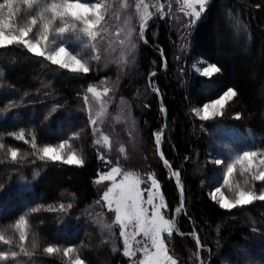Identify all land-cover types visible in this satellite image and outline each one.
<instances>
[{"label":"trees","instance_id":"16d2710c","mask_svg":"<svg viewBox=\"0 0 264 264\" xmlns=\"http://www.w3.org/2000/svg\"><path fill=\"white\" fill-rule=\"evenodd\" d=\"M228 10L247 26L243 35L230 30ZM145 39L147 43L142 41L138 47L135 64L121 78L120 93L139 121L146 162L159 182L169 214L181 201V188L171 172L180 173L184 213L176 220L180 234L174 232L170 239L166 236L170 252L178 264H201L192 255L198 237L203 264H264V201L228 211L212 200L205 185L211 168L208 131L212 123L199 120L191 111L233 88L237 96L228 102L222 116L212 120L264 135V0H211L203 19L191 31L181 59L175 57L176 35L165 20L156 18ZM197 57L221 71L211 78L194 73ZM0 67L4 70L0 75V134L6 137V147L0 150V161H4L0 163V230L42 205L41 211L30 217L31 233L26 242L32 251V242L38 241L32 257L38 264H68L62 253L44 254L42 249L48 244L77 247L86 264H128V258L120 251L113 252L99 228L83 215L98 197L93 180L105 169V162L94 149L82 94L108 72L93 68L86 75H75L16 47L0 50ZM10 101L14 105L6 111ZM57 104L58 110L49 116ZM20 129L34 131L41 146L58 144L79 132L74 147L82 148L85 165L40 161L33 155L17 164L8 162L7 146L19 148L21 155L32 152L30 144L6 136ZM161 129L164 132L157 151L154 133ZM26 139L31 138L26 135ZM161 154L171 168L165 167ZM37 170L39 174L34 176ZM61 204L64 211L44 210L58 209ZM61 228L66 231L61 233ZM6 235H15L19 242L18 234L11 230Z\"/></svg>","mask_w":264,"mask_h":264},{"label":"snow or ice","instance_id":"6c2138e0","mask_svg":"<svg viewBox=\"0 0 264 264\" xmlns=\"http://www.w3.org/2000/svg\"><path fill=\"white\" fill-rule=\"evenodd\" d=\"M174 2L179 5L177 11L189 18L188 23L184 25L186 28L194 27L203 19L209 4V0H174ZM164 9L165 4L161 0H154V2L134 0V3L133 0H0V50L21 48L32 57L42 58L43 61L61 70H67L75 75H86L93 67L98 69L102 59L101 51L96 43L98 39L115 36L116 39L109 42L108 50L115 53L119 48V55L113 62L125 66L130 62V57L132 63L136 59L134 53L138 45L134 35L146 44L145 32L150 26V21L154 18L163 19L165 15L171 13L172 3L168 4L167 13ZM121 19L123 24L117 25L113 32L112 21ZM134 21H138V32ZM226 21L230 30L236 35H243L246 32L247 26L235 18L231 10L226 12ZM183 47L181 45V48ZM3 71V67H0V75H3ZM220 71L221 69L215 64H210L203 68L202 75L211 78ZM50 74L56 75L55 72ZM150 76H155V73H151ZM106 83L107 81H101V85ZM152 90L158 91L154 86ZM111 91L112 89L106 86L101 90L99 86L90 84L83 95L84 106L88 112V124L92 127V134L95 137L93 145H100L109 151L112 147L110 138L103 133L100 125L109 115L110 102L105 97H108ZM89 94H91V100ZM236 96L237 92L233 88H228L218 99L204 103L202 107L193 108L191 111L201 121L212 120L222 116L228 102ZM93 102L98 105L95 114H93ZM13 105L14 102L10 101L5 110L9 111ZM58 108V104L53 105L49 116ZM48 118L45 117L46 120ZM235 118L239 119L240 115L237 114ZM115 119L119 122L121 117L117 116ZM163 132L164 129H161L154 133L157 151H159ZM26 135L31 139H26ZM6 136L30 144L32 149L31 153L25 151L21 155L19 148L7 146V159L12 164H17L18 161L23 162L28 155H33L40 161L59 162L76 167L85 165L82 148L74 147V142L79 140V132L57 145L44 144L43 146L37 143L34 131L26 133L24 129H20L18 132L7 133ZM5 138V134H0V150L6 147ZM244 139V144L228 149L226 158L212 160L214 165L223 166L220 172L223 175L224 186L233 193L234 198L225 195L219 186L215 187L214 191L210 189V196L221 209L228 211L246 208L257 201H264V183H261L259 188L256 184V182H264V139L261 140L260 146L255 144V138L251 135ZM118 151L124 160L128 159L124 146H120ZM98 158L105 160L103 155ZM161 159L165 167L171 168L163 154ZM105 163L112 162L107 160ZM38 174L37 170L34 176ZM171 174L176 177L177 185L181 188L180 205L172 214L167 212L165 203L155 202L157 199L162 200V197L157 195L160 185L154 173L142 176L134 169H125L118 159L114 166L108 171L98 173L93 180V183L97 185L104 181H111L100 200L95 203L99 205L103 201V206L114 213L111 224H104L103 228L111 231L114 226L119 227V237L123 239L122 255L129 258L130 264H178L177 259L170 253L165 234L168 239L174 232L180 234L176 220L184 213V199L183 188L179 181L180 173L172 172ZM117 177L120 179L117 180ZM237 177L241 178L240 181ZM149 181L150 187H141V185H147ZM145 193H147L146 198ZM217 194H219L218 199ZM71 206V204L67 205L69 208ZM42 208V205L32 208L30 212L21 214L8 228L0 230V264H6L8 261H12L13 264H38L32 259L36 249L39 248L38 241L32 242V251L28 250L26 242L31 233L30 217ZM64 209L65 206L61 204L58 209L50 207L44 210L64 211ZM9 230L18 234V243L15 235H6ZM193 235L195 236V233ZM138 236L142 239L138 240ZM196 247L197 251L192 255L203 264L199 251L203 246L198 237H196ZM42 251L48 256L62 253L68 264H86L79 255L78 248L74 246L61 247L48 244ZM116 251L118 249L113 248V252ZM20 257L28 259L20 260Z\"/></svg>","mask_w":264,"mask_h":264},{"label":"rangeland","instance_id":"374dc122","mask_svg":"<svg viewBox=\"0 0 264 264\" xmlns=\"http://www.w3.org/2000/svg\"><path fill=\"white\" fill-rule=\"evenodd\" d=\"M150 2H154V0H150ZM161 2L165 4L164 11L166 13L168 12V4L172 3V12L169 13L168 15H165V17L162 20H165L170 25V27L172 28V30L176 35L175 57L178 59L184 58L186 53L185 51L187 50L188 47L191 31L195 26L192 28L184 27V25L188 23L189 18L185 17L182 12L177 11L179 5H177L174 2V0H161ZM210 2L211 0H209V4ZM155 19L156 18L150 21V26L151 24H153ZM134 23L136 24V31L138 32V21H134ZM122 24H123V19H121L120 21H115V20L112 21V25H113L112 31L115 32V27L117 25H122ZM115 39H116L115 36H111V37L105 36L102 40L98 39V41L96 42L97 47L100 49L102 55V59L99 62L98 68L103 69L104 71L106 70L108 74L101 77L96 82L92 83L94 85L99 86L101 90L104 86L112 89V91L109 93V96L105 97V99L110 102L109 115L105 118L104 123L100 125L103 133L109 136L112 147L111 150L109 151L108 149L100 145H95V146L93 145V146L98 157L100 155H103L105 158L104 162L107 160H110L112 162L111 164L105 163V169L100 170L99 173L103 171H108L112 166L115 165L116 161L119 159L120 163L125 169H134L138 171L142 176H144L147 173H153V172L149 169V166L147 165L146 162V157L143 151L145 148L144 146L145 143L141 134L139 121L134 115L132 105H130L127 99L124 98L120 93L121 78L128 70H130L133 67L135 62L134 63L131 62V57L129 58L130 62L125 66H121L113 62L119 55V48L115 53L110 52L108 48H109V42L114 41ZM134 39L139 47L142 41H140L138 39V36L135 35H134ZM181 45H183L184 47L181 48ZM136 54L137 51L134 53L135 57ZM210 64L211 63L205 61L204 59L197 57L195 58L193 64V71L194 73L202 75L203 68L207 67ZM194 65L196 67H194ZM93 68L97 69V67H93ZM101 81H107V83L105 85H101ZM150 88H152V85L150 86ZM84 93L82 94V106L85 109L84 101H83ZM222 94L223 92L220 95ZM89 97L91 100V94H89ZM218 97L214 99H218ZM214 99H210L204 103H210L211 100ZM204 103L195 105L192 107V109L196 107H202ZM97 108L98 105H96L93 102V114H95ZM85 111L88 116V112L86 109ZM117 116L121 117L119 122H117L115 119V117ZM209 123H212L210 126L211 128L208 131L209 154H210L209 163L211 168H210V175L208 176L205 185L209 195H210V189L214 191L215 187L219 186L222 188V192L225 195L229 196L230 198H234L233 193L229 192L227 187L224 186L223 175L222 172H220V169L223 166L214 165L212 163V160L214 158H226L228 149L232 146H238L244 144L245 142L244 138L249 137V135L253 136L255 138V144L257 146H260L261 140L264 139V135L255 136L249 129L241 130L236 126L225 123L224 121L221 120H209ZM94 138L95 137L93 136V139ZM154 141L156 143L155 136H154ZM53 145H57V144H53ZM120 146L125 147L128 155L127 160H124L121 157L118 151ZM217 177H218V182H217ZM119 179L120 177H117V180ZM240 179L241 178L237 177L238 181H240ZM261 183L264 182H256L257 188H259ZM110 184L111 181H104V183L100 185L95 184V187L98 191V197L90 206H88L85 209L83 215H86L88 219H90L99 228L105 241H107L112 248H116L118 249V251L122 253L123 239L119 237V227L114 226L113 229H111V231L103 228L104 224H111L112 220L114 219V213L109 212L107 208L103 206L104 205L103 201H101L99 205L95 203L96 201L100 200L101 196L103 195V192L106 190V187L109 186ZM150 186H151L150 181L147 183V185H141L142 188L150 187ZM157 195L158 197H162V200L157 199L155 202L165 203V199L162 195L161 189L159 190V193ZM146 196L147 193H145V198ZM218 198H219V194H217V199ZM65 231L66 228H61V233H64ZM165 238H166V234H165ZM137 239L138 240L142 239V237L138 236ZM171 254L174 255L173 253ZM174 258L176 257L174 256ZM128 264H130L129 258H128Z\"/></svg>","mask_w":264,"mask_h":264},{"label":"water","instance_id":"95a60500","mask_svg":"<svg viewBox=\"0 0 264 264\" xmlns=\"http://www.w3.org/2000/svg\"><path fill=\"white\" fill-rule=\"evenodd\" d=\"M150 84V83H149ZM159 147H160V145H159ZM172 173V172H171Z\"/></svg>","mask_w":264,"mask_h":264},{"label":"bare ground","instance_id":"6f19581e","mask_svg":"<svg viewBox=\"0 0 264 264\" xmlns=\"http://www.w3.org/2000/svg\"><path fill=\"white\" fill-rule=\"evenodd\" d=\"M173 172V171H172Z\"/></svg>","mask_w":264,"mask_h":264}]
</instances>
